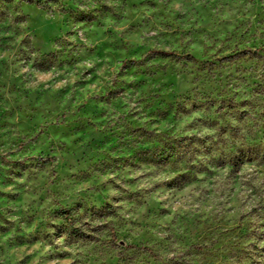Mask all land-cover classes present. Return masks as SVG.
I'll list each match as a JSON object with an SVG mask.
<instances>
[{
  "label": "clouds",
  "instance_id": "1",
  "mask_svg": "<svg viewBox=\"0 0 264 264\" xmlns=\"http://www.w3.org/2000/svg\"><path fill=\"white\" fill-rule=\"evenodd\" d=\"M0 264H264V0H0Z\"/></svg>",
  "mask_w": 264,
  "mask_h": 264
}]
</instances>
